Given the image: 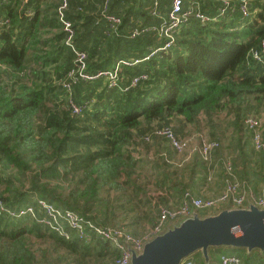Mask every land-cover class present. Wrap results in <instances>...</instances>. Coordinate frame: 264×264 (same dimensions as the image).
<instances>
[{"label":"trees","instance_id":"trees-1","mask_svg":"<svg viewBox=\"0 0 264 264\" xmlns=\"http://www.w3.org/2000/svg\"><path fill=\"white\" fill-rule=\"evenodd\" d=\"M61 1L52 0L41 9V0H0L5 11L0 20H7L0 28V199L7 208L43 199L95 225L141 237L154 226L162 208L179 207L187 193L203 199L219 194L227 178L225 161L233 169V179L246 182L255 195L261 193L264 148H254L253 130L245 119L260 120L264 143V120L258 114L264 108V64L251 55L264 42V0H250L247 17L238 3L221 15L220 0H183L182 10L191 9V15L174 31L166 50L159 49L166 38L157 28L165 23L172 0H66L63 16L73 31L70 43L87 54V72L139 60L120 65L115 87L103 76L68 79L75 55L65 43L68 32L58 17ZM30 9L32 14L27 13ZM197 13L209 20L202 22ZM105 14L120 17L115 30L109 29ZM244 22L254 27L249 38L248 28L245 35L232 28ZM136 28L140 34L131 37ZM142 73L147 78L130 86ZM73 104L81 107L80 113L73 112ZM201 122L211 128L203 138L217 143L208 160L198 150L202 137L194 146L183 138L189 126L199 128L196 135L205 134L200 132ZM218 125L226 132H217ZM162 128L185 142L181 152L170 138L156 133ZM225 134L231 141L227 144ZM141 151L154 153V158ZM234 151L241 152L239 159ZM215 166L223 173L219 190L195 194L192 183L208 189ZM104 190L119 195L106 199ZM125 193L126 203L135 200L149 206L150 221L140 232V223L107 222L106 215L90 214L95 206L118 203ZM169 197L177 198L176 203H169ZM216 211L198 209L200 215ZM65 230L69 238L30 217L1 215L0 264H45L46 257L52 264L54 257L49 259L47 251L62 247L74 255L67 264H86L85 254L94 247L103 258L111 246V264L120 255L112 242L92 232L85 240L69 227ZM28 234L39 239L36 246ZM245 252L231 248L222 254L237 255L242 264H264L258 251ZM222 254L213 255L211 264H220ZM192 259L204 264L198 255Z\"/></svg>","mask_w":264,"mask_h":264},{"label":"built area","instance_id":"built-area-1","mask_svg":"<svg viewBox=\"0 0 264 264\" xmlns=\"http://www.w3.org/2000/svg\"><path fill=\"white\" fill-rule=\"evenodd\" d=\"M222 3L219 9L220 14H224L227 9L231 8L234 3L239 4V11L243 17H247L249 12V2L250 0H220ZM183 0H172L171 7L168 12V17L165 23L157 28V32L160 36L166 38V41L162 47L159 49L166 50L170 47L174 40V31L184 22L187 17L191 15V9L187 11L182 10ZM66 0H62L57 8V13L59 20L63 23V28L68 32L65 43L70 45L72 51L74 52V63L75 68L71 70L68 74V79H76L81 77L86 80H92L99 76L106 78L109 87H115L118 84L120 65L127 64L132 65L139 60H121L117 62L113 69L98 71L95 74L86 71V58L87 54L81 50L76 49L70 43L73 31L70 28V22L64 20L63 10L66 8ZM156 4V1H155ZM196 16L202 21H208V17L197 13ZM108 27L111 30H115L117 25L120 23L121 19L118 16L105 14L104 15ZM7 20H0V28L5 24ZM143 31V30H142ZM140 34V30L137 28L133 30L131 37ZM155 51V50H154ZM153 51V52H154ZM251 55L259 63L264 64V42L257 49L251 50ZM148 58L146 56L144 59ZM147 75L145 73L134 76L131 80L130 86L136 85L140 80L146 79ZM64 86L66 90L70 89V83L65 82ZM126 89V88H125ZM73 112L80 113L81 107L72 105ZM245 123L248 128L253 130L252 143L255 149L264 148V143L261 138L260 120L249 116L245 119ZM157 134L164 135L173 143V146L177 152H181L185 147V142H182L174 137L172 131L169 128H162L156 131ZM217 146L216 142L208 141L202 137L201 145L199 146L200 156L204 160L209 159L210 151ZM195 151V148L191 149L190 153ZM189 159V156L185 160ZM224 173L227 176L224 184V189L217 195L210 196L207 198H199L192 195H187V199L177 208H162L160 210L159 216L152 228H150L143 236L133 237L130 234L123 232L118 228L113 227H103L93 224L90 220L86 219L84 216L80 215L69 209H61L54 204L43 200L37 199L34 204H29L17 208H7L3 201L0 199V216L5 215L11 219H17L22 217H30L42 226L47 227L49 230L55 231L60 235H64L69 238V234L65 230V226L69 227L74 231V233L81 239L90 240V233H94L96 237L103 240L112 242L113 245L120 249V255L115 259L114 264H127L130 253L127 251L125 244L120 241L122 238L131 244L132 248L140 251L142 244L147 239L153 237L154 235L161 232L167 224L177 220L181 217L189 215L192 210L198 209H212L218 210L222 207L229 206L231 208L236 207H247L248 201L257 207H264V188L261 193L255 195L250 186L244 182L239 181L234 178L233 169L228 161L224 162ZM210 179V178H209ZM183 264H197L192 257L184 260ZM220 264H242L241 258L234 254H222L220 255Z\"/></svg>","mask_w":264,"mask_h":264},{"label":"water","instance_id":"water-1","mask_svg":"<svg viewBox=\"0 0 264 264\" xmlns=\"http://www.w3.org/2000/svg\"><path fill=\"white\" fill-rule=\"evenodd\" d=\"M120 241L130 253L127 264H183L195 253L210 264L213 247L244 248L247 255L258 251L264 256V207L248 201L247 207L225 206L206 215L192 210L144 241L140 251Z\"/></svg>","mask_w":264,"mask_h":264},{"label":"crops","instance_id":"crops-1","mask_svg":"<svg viewBox=\"0 0 264 264\" xmlns=\"http://www.w3.org/2000/svg\"><path fill=\"white\" fill-rule=\"evenodd\" d=\"M25 1V0H23ZM50 3H53L52 0H41V3H40V8L41 9H44L48 4ZM250 7V6H249ZM33 11H31V9L29 11H27V13L29 14H32ZM5 14V11H3V9L1 10L0 9V17H3ZM249 21H251V18L249 19ZM249 21H245L246 23H249ZM245 22L241 25V24H237V23H233V29L234 30H239L240 32L243 33V35H245V30L248 28V26L245 24ZM253 28L254 27H249L248 28V37L249 38L251 35H252V32H253ZM244 29V30H243ZM247 31V30H246ZM245 38V36H244ZM205 124L203 122H201V129L203 131H205L203 129V126ZM206 133V132H205ZM226 142H229L230 141V137L228 139H225ZM231 142V141H230ZM142 152V156H148L147 154H149L150 156H152V153H150L148 151V153H146L145 151H141ZM138 157V156H137ZM143 158V157H141ZM138 173V172H137ZM205 188V187H204ZM203 186H199V185H195L194 183H192V189L193 191L195 192V194L197 195H205L207 194V191L206 189H204ZM209 188L215 190V191H218L219 190V186L218 184H213L209 186ZM212 193H215L214 191L210 192V194ZM119 193L116 192V191H106L104 190L103 191V195L102 196H106V199H112L114 196H118ZM127 198H129V193H125V195H120V198H119V202L118 203H110L109 205L105 206V207H102V206H97L98 208L93 207L90 214L91 215H94L95 212H98V216L101 217V216H107V218L105 219L107 222H116V223H129V222H136V223H140L142 224L141 227H138V230L139 232L142 231L147 225H148V222L150 221L148 219V216H147V211L149 209V206L145 205L144 203L140 202V201H131L130 203H126ZM177 201V198L175 197H169L168 198V202L169 203H176ZM123 204V205H121ZM127 207H130L128 210H127ZM200 214V213H199ZM208 214V213H207ZM138 232V233H139ZM31 242L34 243L36 242L37 238L31 236ZM36 246V244H35ZM107 249L109 250H114L111 246H107ZM231 248H228V247H213V248H210L209 249V255H210V259L212 260L213 258V255H219L220 253H224V251L226 250H229ZM247 253V252H245ZM200 256L201 258V253H195L192 255L193 256ZM258 256L261 258V257H264L260 254H258ZM202 259V258H201ZM113 261V257L110 259V261L108 262V264H111ZM211 264V262H210Z\"/></svg>","mask_w":264,"mask_h":264},{"label":"rangeland","instance_id":"rangeland-1","mask_svg":"<svg viewBox=\"0 0 264 264\" xmlns=\"http://www.w3.org/2000/svg\"><path fill=\"white\" fill-rule=\"evenodd\" d=\"M258 114L262 117V119L264 120V108H261L260 110H259V112H258ZM219 127H216L215 128V130L217 131V132H222V133H224V132H226V130H224L220 125H218ZM203 129L205 130V131H203L202 129H201V126H200V132L201 131H203L205 134H203L202 132L199 134V135H196V132H198L199 131V128L198 127H195V126H189V127H187L186 128V130L183 132V138H185L186 140H188L189 142H190V144L192 145V146H194V145H196V143H197V138L198 137H207V130H209L210 131V126H209V128H207L206 127V125H204L203 126ZM224 135V134H223ZM226 135V134H225ZM227 137H226V139H228L229 138V135H226ZM223 138H225V136H223ZM225 144H227V142H226V140H225ZM226 147H227V145H226ZM230 152V151H229ZM239 154H241V152H236V151H234L233 152V155L237 158V159H239ZM154 153H152V157L154 158ZM245 155H246V158L248 157L249 159H251L252 158V156L250 155V152H249V150H246L245 151ZM234 156H233V159H234ZM238 156V157H237ZM215 168H216V170H215V173L216 174H214V180H213V182L211 183V185L213 184V186H214V184H218V183H220V181H222V177H221V174H223L222 173V171H221V173H220V170H221V168L220 167H216L215 166ZM206 191L208 192V193H210V192H212V191H214L213 189H211V188H208V189H206ZM27 238H29V240H31L30 238H31V236H30V234H28L27 235ZM32 243V242H31ZM37 243V241L36 242H34V243H32V245H35ZM42 245L43 246H47L46 245V242L45 241H42ZM39 246H41V245H39ZM66 248L65 247H62L61 249H58V250H48L47 251V254H48V257H49V259H51V257H54V261H53V263L52 264H67V261H68V259L70 258V257H73L74 255L72 254L73 252L72 251H70L69 252V255L66 253V250H65ZM94 250H95V247H94ZM94 250H90V251H87L86 252V254H85V259H86V264H108V262L110 261V259L114 256V253L111 251V250H108L107 249V252L104 254V257L103 258H99V256L98 255H96V252L94 251ZM82 253H83V251H82ZM61 258V259H60ZM63 259V260H62ZM103 259V260H102ZM42 262L43 263H45V264H49L50 262L48 261V258L46 257V261H44V260H42Z\"/></svg>","mask_w":264,"mask_h":264}]
</instances>
